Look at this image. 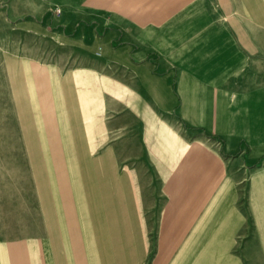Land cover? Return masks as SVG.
Segmentation results:
<instances>
[{
	"label": "crops",
	"instance_id": "crops-1",
	"mask_svg": "<svg viewBox=\"0 0 264 264\" xmlns=\"http://www.w3.org/2000/svg\"><path fill=\"white\" fill-rule=\"evenodd\" d=\"M221 1L5 0L0 5L37 56L48 51L40 41L54 56L68 48L67 59L79 64L77 74L99 78L98 87H80L89 97L86 125L101 127L86 141L104 144L85 152L95 159L90 174L102 179L91 183L86 199L101 208L103 231L109 207L118 224H129L123 229L132 244L127 264H264V119L246 120L243 155L226 152L222 147L231 151L237 140L231 122L222 119L219 102L206 104L205 90L190 86L189 48L201 46L206 16L210 30L220 29ZM57 8L62 12L52 16ZM248 9L250 27L234 52L242 47L252 66L254 58H264V6L259 23L252 21L251 3ZM260 64L259 74L250 70L251 78L264 79L263 59ZM254 89L264 96V85ZM91 94L104 96L105 103L93 109ZM258 159L262 162L254 164ZM105 242L104 233L100 252L106 264H126L111 262ZM44 253L41 247L42 264ZM0 264H13L6 240L0 241Z\"/></svg>",
	"mask_w": 264,
	"mask_h": 264
},
{
	"label": "rangeland",
	"instance_id": "rangeland-1",
	"mask_svg": "<svg viewBox=\"0 0 264 264\" xmlns=\"http://www.w3.org/2000/svg\"><path fill=\"white\" fill-rule=\"evenodd\" d=\"M4 2L0 0V5ZM221 2L220 29L210 30L206 16L201 46L189 48L188 67L194 75L190 86L205 90L206 104L219 102L222 119L231 122L230 130L237 140L231 151L226 146L222 150L243 155L246 120L250 116L264 119L260 110L264 96L254 89L264 85V79L251 78L260 73L264 58L255 55L257 63L251 66L244 61V49L239 46L241 52L236 53L234 48L244 43L248 33L249 3L252 21L259 23L264 0ZM4 11L0 8V241L10 243L13 264H42L41 247L45 264H106L100 252V236L105 233V244L110 242L108 258L127 264L132 244L124 238L123 229L129 224H118L115 208L109 207L105 216L108 227L103 231L101 208L89 206L86 199L91 183L102 179L100 174H90V163L95 166V159H88L85 152L104 144L86 141L101 127L86 125L89 97L80 87H98L99 78L77 74L79 64L74 58L67 59L68 48L54 56L51 46L40 41L48 51L37 56V48L21 41L22 31L12 29L10 16ZM104 98L91 94L93 109L103 105ZM254 131L262 134L260 127H254ZM257 161L254 164L262 162ZM242 193L244 200L245 190ZM40 240L44 243L41 247Z\"/></svg>",
	"mask_w": 264,
	"mask_h": 264
},
{
	"label": "built area",
	"instance_id": "built-area-1",
	"mask_svg": "<svg viewBox=\"0 0 264 264\" xmlns=\"http://www.w3.org/2000/svg\"><path fill=\"white\" fill-rule=\"evenodd\" d=\"M56 12H57L58 14H60V13L62 12V10L59 9V8H57V9H56Z\"/></svg>",
	"mask_w": 264,
	"mask_h": 264
}]
</instances>
